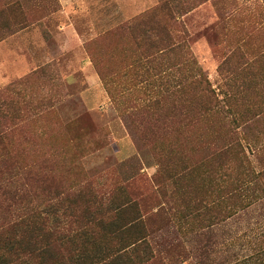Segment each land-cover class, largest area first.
I'll return each mask as SVG.
<instances>
[{"label": "rangeland", "instance_id": "obj_1", "mask_svg": "<svg viewBox=\"0 0 264 264\" xmlns=\"http://www.w3.org/2000/svg\"><path fill=\"white\" fill-rule=\"evenodd\" d=\"M6 34L1 240L37 211L107 263L264 264V0H0Z\"/></svg>", "mask_w": 264, "mask_h": 264}, {"label": "trees", "instance_id": "obj_2", "mask_svg": "<svg viewBox=\"0 0 264 264\" xmlns=\"http://www.w3.org/2000/svg\"><path fill=\"white\" fill-rule=\"evenodd\" d=\"M156 17L157 13L154 10L141 20L128 26V30L131 33H135L136 30L139 31L141 26L145 27L144 33L141 32L144 38L140 47L142 49L153 50L165 45L162 49L158 50L159 52H164L165 50L172 51L176 46H180L167 44V41L169 42L173 36L170 32H167L165 28H162V32L159 33V28L149 27L150 24L155 23L154 19ZM24 28L26 27H21V29ZM161 33L163 37H160ZM8 34L0 36V42L4 40ZM154 38L158 39L155 41ZM188 67L192 74L190 77L191 80H194V82L198 80L197 82L199 84L208 83V79H204L202 71L198 70L193 61L189 60ZM9 91L10 89L8 88L0 94V97L5 96ZM213 95H215L214 91ZM5 134L6 131H0V139H4ZM53 200L54 202H59L60 195H56ZM128 205V201L124 200L123 204L119 207H115L114 210L117 212L121 211ZM57 207H59V205ZM52 208L53 212L56 213V207L52 206ZM32 212L28 219H22L9 228L12 233L8 235L7 240L0 239L3 248L10 251L13 264H87L90 258L93 259V263L91 264H121L123 261V259L117 258L107 263L105 260H101L99 256L90 257L84 255L85 251L73 253L74 250L71 246L77 243L81 233H72L69 229L60 231L59 224L55 223L51 226L49 219L44 218L42 213L37 211ZM82 213L83 211L81 209L80 214ZM75 250L79 249L75 248Z\"/></svg>", "mask_w": 264, "mask_h": 264}, {"label": "crops", "instance_id": "obj_3", "mask_svg": "<svg viewBox=\"0 0 264 264\" xmlns=\"http://www.w3.org/2000/svg\"><path fill=\"white\" fill-rule=\"evenodd\" d=\"M60 14H62L63 16L67 17L70 20V22L68 23V25L66 24L63 28H60V30H64L66 36L68 37V39H71L73 36H78L77 34V30L74 27V24L71 22V19L69 17V9L64 5L63 9L60 10Z\"/></svg>", "mask_w": 264, "mask_h": 264}]
</instances>
